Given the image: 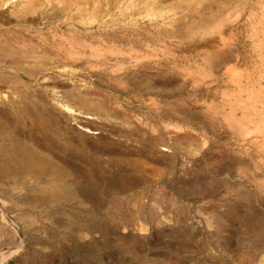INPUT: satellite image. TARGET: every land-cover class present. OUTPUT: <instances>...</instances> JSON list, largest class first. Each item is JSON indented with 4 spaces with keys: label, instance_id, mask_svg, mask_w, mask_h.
Instances as JSON below:
<instances>
[{
    "label": "rangeland",
    "instance_id": "rangeland-1",
    "mask_svg": "<svg viewBox=\"0 0 264 264\" xmlns=\"http://www.w3.org/2000/svg\"><path fill=\"white\" fill-rule=\"evenodd\" d=\"M26 1L0 127L57 167L0 136L1 264H264V0Z\"/></svg>",
    "mask_w": 264,
    "mask_h": 264
},
{
    "label": "bare ground",
    "instance_id": "bare-ground-1",
    "mask_svg": "<svg viewBox=\"0 0 264 264\" xmlns=\"http://www.w3.org/2000/svg\"><path fill=\"white\" fill-rule=\"evenodd\" d=\"M11 1H17V0H11ZM26 1V0H25ZM8 2V1H7ZM50 2H51V0H46V6L43 8V9H47L46 7L50 4ZM48 3V4H47ZM23 4V6H22V8L25 10V9H27V8H30L32 5H33V1L32 0H27L25 3H22ZM33 9V8H32ZM42 9V10H43ZM28 10V9H27ZM48 10V9H47ZM33 19V18H32ZM35 19V18H34ZM33 19V20H34ZM25 20H28V19H26L25 18ZM31 20V19H30ZM29 21V20H28ZM32 21V20H31ZM30 21V22H31ZM25 22V21H24ZM32 22H34V21H32ZM5 48V47H4ZM8 48V47H7ZM10 48H12V47H10ZM5 50V49H4ZM7 51H8V49H7ZM9 52V51H8ZM4 53V52H3ZM5 54V53H4ZM6 55L7 56H9L11 59H13L12 61H15V62H17L18 61V57H17V52L12 48V50L9 52V54H7L6 53ZM22 60V59H21ZM80 60H82V59H80ZM220 60V59H219ZM223 60V59H222ZM221 60V61H222ZM20 61V60H19ZM18 61V62H19ZM77 61V60H76ZM213 61H216V60H213ZM212 61V62H213ZM216 63V62H215ZM218 64H220V62H218ZM218 64L216 63L214 66H217L218 67ZM222 64V63H221ZM213 66V65H212ZM219 68V67H218ZM87 100V99H86ZM86 100H84V102L86 101ZM89 102V101H88ZM87 102V103H88ZM86 103V102H85ZM88 105H90V104H88ZM87 106V105H86ZM90 107V106H89ZM88 107V108H89ZM33 110V109H32ZM30 111V110H29ZM37 112V111H36ZM27 113V112H26ZM35 113V110L34 111H30V112H28V116H30V118L35 122V123H38V121L39 120H41L40 118H39V116L40 115H37V113L36 114H34ZM26 116V115H25ZM41 117V116H40ZM48 119H49V117H48ZM52 119V118H51ZM41 121H45L44 119L43 120H41ZM51 122L52 121H45V122H43L44 123V125L45 126H47V127H49V126H51ZM12 127V126H11ZM7 129V128H6ZM6 129H3L2 127H0V136L1 137H3V138H5V140L7 141V143L4 141V143H3V149L4 150H7V151H10V152H13L15 155H12V157H13V160L14 161H16L18 164H19V166H20V169L22 170V171H25L24 172V174L26 173V171H29L30 172V170L32 171V170H36L37 172L38 171H40L39 173H41V171H45V172H49V168L47 167V165L48 166H50L51 165V163L52 162H50V164H47L46 163V161H45V159L43 160V158H40L39 157V155L37 156L35 153H34V150H32V149H27L26 147H24V146H22V145H20L18 142H14L13 140H11V132H9V130H6ZM9 138H10V140H9ZM18 141V140H17ZM3 142V141H2ZM30 148V147H29ZM37 151V150H36ZM38 152V151H37ZM12 153V154H13ZM47 160V159H46ZM54 163H52V165H53ZM52 165L50 166V167H52ZM56 165L54 164V167H55ZM53 167V168H54ZM57 167V166H56ZM53 168H52V170H53ZM58 168H56V169H54V171L55 170H57ZM0 170H4V171H6V172H9V171H12L13 170V168L9 165V164H5V162H3V160H1L0 159ZM48 170V171H47ZM54 171H52V172H54ZM12 172H15V171H12ZM17 172V171H16ZM18 172H19V170H18ZM29 172H27V173H29ZM57 172V171H56ZM31 173V172H30ZM63 173V172H62ZM65 173V172H64ZM43 174V173H42ZM66 174L67 175H69V173L66 171ZM67 175H64V176H67ZM49 197V196H48ZM49 198H51V197H49ZM48 199V198H47ZM53 200H54V198H53ZM15 234V233H14ZM14 236V235H13ZM7 237V236H6ZM10 241H8V243H9ZM24 244L22 243L21 244V247L23 246ZM17 246V245H16ZM263 246V245H262ZM13 247V246H12ZM22 249V248H21ZM262 249V248H261ZM14 252L15 251H17L18 250V248H14L13 247V249H12ZM12 250H10L8 253H4L3 255H2V257H0V264L1 263H3V261L4 260H6V257H8L10 254H12L13 253V251Z\"/></svg>",
    "mask_w": 264,
    "mask_h": 264
}]
</instances>
